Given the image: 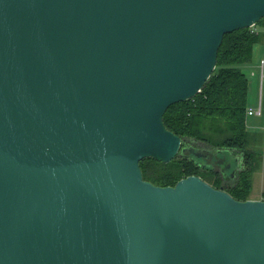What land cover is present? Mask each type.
Masks as SVG:
<instances>
[{
	"label": "water",
	"instance_id": "95a60500",
	"mask_svg": "<svg viewBox=\"0 0 264 264\" xmlns=\"http://www.w3.org/2000/svg\"><path fill=\"white\" fill-rule=\"evenodd\" d=\"M261 19L264 0H0V264H264V200L140 168L182 154L233 178L163 116Z\"/></svg>",
	"mask_w": 264,
	"mask_h": 264
},
{
	"label": "trees",
	"instance_id": "16d2710c",
	"mask_svg": "<svg viewBox=\"0 0 264 264\" xmlns=\"http://www.w3.org/2000/svg\"><path fill=\"white\" fill-rule=\"evenodd\" d=\"M262 23L264 19L251 28L224 35L216 66L201 90L194 98L171 105L163 116L165 127L181 138L182 148L213 154L228 151L238 158L239 170L233 178L216 166L178 154L166 164L152 158L142 160L144 180L166 187L188 176H198L237 201L250 199L255 136L246 129L248 80L240 66L251 61L253 46L261 39L254 28Z\"/></svg>",
	"mask_w": 264,
	"mask_h": 264
},
{
	"label": "rangeland",
	"instance_id": "374dc122",
	"mask_svg": "<svg viewBox=\"0 0 264 264\" xmlns=\"http://www.w3.org/2000/svg\"><path fill=\"white\" fill-rule=\"evenodd\" d=\"M264 50V49H263ZM252 59V58H251ZM251 62V61H250ZM249 62V63H250ZM249 63L243 64L247 67H241L242 72L246 75L249 83L248 90V98L250 97V93L253 91V87L251 86V81L253 78L250 76ZM248 64V65H247ZM256 74H259L258 66L254 67ZM252 90V91H251ZM262 91L264 92V84L262 87ZM256 107V102H255ZM248 127H252V132L255 133V141L253 149L256 151L254 157V171L251 179V190L249 193L250 200H262L260 194L264 191V100H263V110L261 116H251L247 119ZM218 154V153H216ZM231 157H234L230 154Z\"/></svg>",
	"mask_w": 264,
	"mask_h": 264
},
{
	"label": "crops",
	"instance_id": "0c3cea01",
	"mask_svg": "<svg viewBox=\"0 0 264 264\" xmlns=\"http://www.w3.org/2000/svg\"><path fill=\"white\" fill-rule=\"evenodd\" d=\"M254 30L257 31L260 34L261 39H260L258 44H255L253 46L252 59H251V62L249 63V68H252L251 70H249V72L251 73L250 76L253 78V80L251 81V86L253 87V91L251 90L252 93H250V97L249 98H248V94H247V109L246 110H249V109L254 110V109H256L258 104H259V102H261L262 110H263L264 92L262 90H260V71H261V61L264 62V50H263L264 49V23L260 24L259 26H256L254 28ZM256 66H258L259 74H256V72H255L254 67L256 68ZM241 67L243 68V67H247V66L246 65H241L240 69H241ZM241 71H242V69H241ZM263 71H264V65H263ZM248 90H249V83H248ZM255 102H256V107L254 105ZM251 116H255L256 117V115H254V114L248 115L246 113V129L248 131H250L251 133H253L254 136H255V133L252 132V130H253L252 127L250 128L247 125V119L249 117H251ZM262 193L260 194V196H261L260 198H262Z\"/></svg>",
	"mask_w": 264,
	"mask_h": 264
},
{
	"label": "built area",
	"instance_id": "2783aa9c",
	"mask_svg": "<svg viewBox=\"0 0 264 264\" xmlns=\"http://www.w3.org/2000/svg\"><path fill=\"white\" fill-rule=\"evenodd\" d=\"M263 65H264V62L261 61V71H260V90H262V86H263V83H264V71H263ZM246 113L248 115H251V114H254L256 116H261L262 115V105H261V102H259L258 106L256 109L252 110V109H249V110H246Z\"/></svg>",
	"mask_w": 264,
	"mask_h": 264
},
{
	"label": "flooded vegetation",
	"instance_id": "af4514ba",
	"mask_svg": "<svg viewBox=\"0 0 264 264\" xmlns=\"http://www.w3.org/2000/svg\"><path fill=\"white\" fill-rule=\"evenodd\" d=\"M239 169H237V171H238Z\"/></svg>",
	"mask_w": 264,
	"mask_h": 264
}]
</instances>
